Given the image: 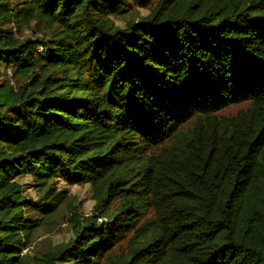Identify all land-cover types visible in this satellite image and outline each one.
<instances>
[{
	"label": "trees",
	"instance_id": "obj_1",
	"mask_svg": "<svg viewBox=\"0 0 264 264\" xmlns=\"http://www.w3.org/2000/svg\"><path fill=\"white\" fill-rule=\"evenodd\" d=\"M18 175L89 185L92 216L31 253L52 185L31 202ZM118 243L115 264H264V0H0V264Z\"/></svg>",
	"mask_w": 264,
	"mask_h": 264
},
{
	"label": "rangeland",
	"instance_id": "obj_2",
	"mask_svg": "<svg viewBox=\"0 0 264 264\" xmlns=\"http://www.w3.org/2000/svg\"><path fill=\"white\" fill-rule=\"evenodd\" d=\"M126 15L113 17L116 25H121L120 20L128 18L137 20L144 16L146 11L136 5H131ZM7 83L14 85V80L8 74ZM248 108L247 104L230 106L218 113L220 117L231 118L239 112H244ZM16 180L23 185V196L31 202H36L43 198L44 191L48 185H52L49 191L47 204V214H40L36 211L26 210L25 216L31 222L38 225V228L32 233L31 253L48 252L54 247L66 244L71 238V227L68 220L72 216L79 219L92 216L94 201L90 186L87 184L67 185L62 180L56 178L51 180L47 186L39 189L36 186V180L26 175H18ZM62 199H57L59 196ZM56 198V199H54ZM129 238L126 236V239ZM125 243L114 244L108 251L110 256L104 257L101 261H91L92 264H115L116 260L125 252ZM26 251H23L25 253Z\"/></svg>",
	"mask_w": 264,
	"mask_h": 264
}]
</instances>
